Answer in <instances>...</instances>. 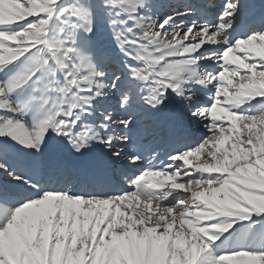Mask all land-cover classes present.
<instances>
[{
	"label": "snow or ice",
	"instance_id": "1",
	"mask_svg": "<svg viewBox=\"0 0 264 264\" xmlns=\"http://www.w3.org/2000/svg\"><path fill=\"white\" fill-rule=\"evenodd\" d=\"M245 8L0 0V264H264V25L240 31ZM170 112L188 131L155 143ZM64 150L135 171L54 170Z\"/></svg>",
	"mask_w": 264,
	"mask_h": 264
},
{
	"label": "bare ground",
	"instance_id": "2",
	"mask_svg": "<svg viewBox=\"0 0 264 264\" xmlns=\"http://www.w3.org/2000/svg\"><path fill=\"white\" fill-rule=\"evenodd\" d=\"M178 1H182L183 3L187 2V0H178ZM211 1L212 0H196L197 5L200 6L199 10H200L201 19H203V17H205L206 15H210L211 16L212 12H218L220 10L222 4L224 3V1H223L220 7H214L212 9H210V10L209 9H206V10L204 9L203 10L202 8L203 7L207 8L210 5ZM244 1L246 2V4H245L246 8H245L244 14L242 15L243 17L241 18L240 31L242 29L241 26H243L247 22H250L253 18H255V16H257L258 13H261V15L263 16L261 18V20H260V24H262L264 22V13L260 12L257 9L256 4L252 0H241L242 3ZM166 5H168V4H166ZM178 7H179L178 5H168L166 8L169 10L171 8L175 9V8H178ZM168 10H167V13L158 14V17L164 16L166 14H171V11L170 10L168 11ZM210 16H209V18L207 16L206 17L208 19H213V17H210ZM185 22H187V21H185ZM117 60L118 59H114L113 62H117ZM164 116H166V115H164ZM164 116L161 117V123H162V119L164 118ZM169 118H172V117H167L166 121ZM161 125H162V128H161V132H162V131H164L165 127H164V124H161ZM203 131H205V130L204 129H200V132H203ZM164 135L165 134H163V136L159 137L157 139V141L161 142L162 141L161 138L164 137ZM157 141H154V142L157 143ZM93 153L88 155V157L90 159H92L91 163L93 165V176L96 177V178H101V179L104 180V183L112 185V186H115L117 188L126 187V185H123L121 183L120 175L124 174V172L128 173V174H131L135 170H133L132 168L127 167V165L125 163H120V164H116V165L108 164L109 167L105 168V160L103 158H101L100 155L96 156L95 153H94V156H92ZM95 162H97V164H95ZM115 166L117 168V172H119V174H120L118 176H114V174H113L114 170L112 169V167H115ZM68 171H70V169H68ZM121 171H123V173Z\"/></svg>",
	"mask_w": 264,
	"mask_h": 264
},
{
	"label": "rangeland",
	"instance_id": "3",
	"mask_svg": "<svg viewBox=\"0 0 264 264\" xmlns=\"http://www.w3.org/2000/svg\"><path fill=\"white\" fill-rule=\"evenodd\" d=\"M188 1V0H187ZM214 0H212L211 1V3L213 2ZM217 1H219V0H215V2L213 3V5H215L216 6V3H217ZM153 3L156 5V7H157V9H158V14H160V13H167V10L165 9L168 5H178L179 7L178 8H171V9H169L170 11H171V14H174L178 9L179 10H185V9H187L185 6H186V3L185 4H181V3H179L177 0H153ZM210 3V4H211ZM166 4H168V5H166ZM196 4H197V2H196ZM243 4H246V2L244 1L243 2ZM189 5V4H188ZM182 6V7H181ZM206 9H209V7H207V8H205V10ZM212 9V8H211ZM168 10V11H169ZM214 15V17L216 16V14H213ZM100 40H101V43L103 44V41H104V37H101L100 38ZM105 50H106V53H107V55L110 57V58H112V60H113V58H115V59H118V58H116V54H115V52L112 50V48H111V46H105ZM174 111V110H173ZM167 117H172L171 116V112L170 113H167V114H165ZM166 117V118H167ZM175 120V119H174ZM176 121V120H175ZM178 122V121H177ZM161 136H163V134L161 135ZM160 136V137H161ZM162 139V138H161ZM155 141H157V140H155ZM162 142V141H161ZM161 142H159V141H157V143H161ZM99 151V150H98ZM160 151H164V149H160ZM61 152H63V151H61ZM64 152H67V154L69 155V157H71V158H75V157H79V156H76V155H73L72 153H70L69 151H67V150H64ZM100 152V151H99ZM60 152H58V153H56V154H54L51 158H50V160H49V164H50V166L54 169V165H56V159H57V156H58V154H59ZM95 154H96V156L97 155H99V154H97L96 152H94ZM101 154V153H100ZM162 154V153H161ZM100 157H101V155H100ZM165 157V152L163 153V157L162 158H164ZM102 158V157H101ZM117 164H120V163H117ZM116 165V164H115ZM116 167V166H115ZM112 169L114 170V171H116L117 172V168H116V170L114 169V167H112ZM58 170H60V171H68V169L67 168H62V169H58ZM76 171V170H75ZM73 172H74V170H73ZM122 173H123V171H121ZM125 173V172H124ZM114 174V176H116L115 174H117V176L119 175L118 173H113ZM121 177V176H120Z\"/></svg>",
	"mask_w": 264,
	"mask_h": 264
}]
</instances>
